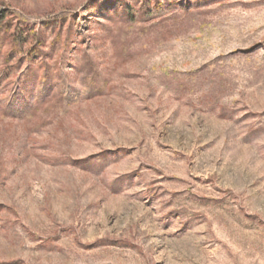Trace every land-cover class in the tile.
Returning a JSON list of instances; mask_svg holds the SVG:
<instances>
[{
    "label": "rangeland",
    "instance_id": "obj_1",
    "mask_svg": "<svg viewBox=\"0 0 264 264\" xmlns=\"http://www.w3.org/2000/svg\"><path fill=\"white\" fill-rule=\"evenodd\" d=\"M0 264H264V0H0Z\"/></svg>",
    "mask_w": 264,
    "mask_h": 264
}]
</instances>
